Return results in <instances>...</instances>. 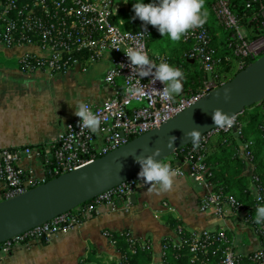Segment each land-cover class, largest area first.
Instances as JSON below:
<instances>
[{
	"label": "built area",
	"instance_id": "built-area-1",
	"mask_svg": "<svg viewBox=\"0 0 264 264\" xmlns=\"http://www.w3.org/2000/svg\"><path fill=\"white\" fill-rule=\"evenodd\" d=\"M118 1L121 0H0V43L7 48L27 47L17 58L20 70L28 73L39 71L53 76L74 68L85 72L92 64L107 61L110 66L103 80L105 84L114 87L112 95L103 105L91 99L85 100L100 119V126L95 132L79 124L78 118L69 123L56 139L44 145L0 150V202L77 169L160 127L223 84L212 74L220 58H216V50L210 43V37L200 26L183 35L184 41L192 39L195 42L188 58H196L205 73V78L194 91L168 100L163 95L164 85L160 81L152 83L151 76L142 80L136 77V69L129 65L124 54L126 46L146 49L156 64L164 58L149 50V24L144 26L142 23L136 30L124 27V20L118 15L126 7ZM209 1L216 21L230 33L231 41L228 46L231 54L224 57L225 61L237 58L238 68L243 69L264 55V33L253 41L248 40L247 30L232 11L230 1ZM145 31L147 33L140 34ZM132 86L137 90L136 95L129 92ZM231 118L230 125L217 126L189 144L181 162L174 155L163 160L171 163L177 175L189 177L205 190L199 197L198 210L209 212L223 222L215 232L193 231L178 224L173 228L175 238L171 240V244L179 248L187 243L193 254L199 250L207 253L208 248L215 243H231L235 247L225 233L226 220L233 219L241 229L255 235L256 245L248 252H241L228 245L221 252L220 259L213 264H240L243 256L248 253L251 254L252 262L264 264V246L257 238L259 230L250 227L247 211L235 197L213 190V184L208 179L210 173L203 160L205 143L212 134L235 129L234 132L241 135V126L236 125L235 116ZM197 143L199 146L194 147ZM239 155L251 164L253 154L248 143L240 144ZM23 160L39 161L43 175L37 178L31 171L24 170L20 166ZM141 185L142 181L136 174L90 201L0 243V259L18 248L30 247L38 241L50 239L59 231L80 225L105 204L115 208L121 203L122 208L128 211L132 204L130 197L136 194ZM256 189L260 190L257 186ZM163 206L171 210L167 202H163ZM162 212L163 210L159 214ZM186 233H189V239L184 237ZM106 234L113 243L112 233ZM129 240L132 251L136 247L151 248L147 240L132 236ZM168 246V241H164L162 257ZM200 264L209 263L203 261Z\"/></svg>",
	"mask_w": 264,
	"mask_h": 264
},
{
	"label": "crops",
	"instance_id": "crops-1",
	"mask_svg": "<svg viewBox=\"0 0 264 264\" xmlns=\"http://www.w3.org/2000/svg\"><path fill=\"white\" fill-rule=\"evenodd\" d=\"M217 36L221 42V32ZM26 50L27 47L7 48L0 43V150L41 146L56 139L79 118L74 114V100L91 99L103 105L114 91L103 80L110 66L107 61L94 63L85 72L74 68L48 76L19 69L17 58ZM156 51L153 54L160 53ZM186 93L182 85L178 96ZM20 166L37 178L42 176V165L37 160H23ZM204 192L185 175L175 177L170 191L141 186L128 211L121 203L115 208L105 204L80 225L30 247L18 248L2 257L0 264H109L120 256L106 233L124 231L147 240L153 252L151 264H163V243L175 237L164 214L170 213L193 231H213L223 223L211 213L198 210L199 197ZM226 222L239 251L248 252L256 245L255 235L241 229L233 219Z\"/></svg>",
	"mask_w": 264,
	"mask_h": 264
},
{
	"label": "trees",
	"instance_id": "trees-1",
	"mask_svg": "<svg viewBox=\"0 0 264 264\" xmlns=\"http://www.w3.org/2000/svg\"><path fill=\"white\" fill-rule=\"evenodd\" d=\"M128 1L132 2L133 0ZM229 1L232 11L247 30L248 40L253 41L259 38L264 33V0ZM202 11L206 16V22L200 27L208 33L210 43L216 50V58H220V62L215 64L212 74L217 76L220 84L225 83L241 70L238 68L237 58L230 61L224 60L226 55L231 54V49L228 46L231 41L230 33L216 21L209 0H204ZM126 13L127 11L124 8L118 15L124 20L126 29L136 30L144 23L138 18H126ZM149 26L151 28L148 40L149 49L151 44L156 42V49L160 51L159 55L182 70L184 74L182 85L185 91H194L205 78V73L197 59L188 58V54L193 51L195 42L192 39L184 41L182 36L180 41H172L167 37L164 43V36H161L154 26L150 24ZM219 32H221V42H219L220 39L217 36ZM249 62L248 60L247 63ZM235 119L236 125L242 128L241 135L238 136L234 131L212 134L205 143L203 160L208 168V173H210L208 179L213 184V190L219 191L223 195L235 197L244 206L250 218L249 225L251 228L259 230L257 238L264 246V224L254 222L257 204L264 203V200L258 201L256 199L257 195L264 197V99L259 104L235 115ZM241 143H248L249 145L253 154L251 164L239 155ZM190 145L177 150L171 156L174 155L181 162L184 152ZM256 186L260 190H257ZM163 218L170 228L182 224L179 219L170 213L164 214ZM214 230L211 232H215ZM225 233L232 240V232L227 229ZM129 237L131 235L126 231L122 233L112 232L113 244L120 257L117 261H111L109 264H151L152 250L136 247L135 251H132L133 247L130 244ZM184 237L189 239V233H186ZM174 238L168 237L165 240L168 241L169 246L163 256V264H200L203 261L213 264L220 259L221 252L228 245H232L225 242L215 243L208 248L207 253L199 250L193 254L190 253L187 243L179 248L172 245L171 240ZM233 249H237V247L235 246ZM214 251L216 252L213 254ZM250 255L248 253L243 256L240 264H259L252 262Z\"/></svg>",
	"mask_w": 264,
	"mask_h": 264
},
{
	"label": "water",
	"instance_id": "water-1",
	"mask_svg": "<svg viewBox=\"0 0 264 264\" xmlns=\"http://www.w3.org/2000/svg\"><path fill=\"white\" fill-rule=\"evenodd\" d=\"M225 90L230 94L227 101L223 98ZM263 99L264 55L160 127L77 169L0 202V243L74 209L138 174L140 165L134 156H147L159 148L160 155L156 158L164 160L191 144L217 127L212 120L215 110L220 109L233 117ZM169 136H174L175 140H170ZM130 200L136 201V196L132 195Z\"/></svg>",
	"mask_w": 264,
	"mask_h": 264
},
{
	"label": "clouds",
	"instance_id": "clouds-1",
	"mask_svg": "<svg viewBox=\"0 0 264 264\" xmlns=\"http://www.w3.org/2000/svg\"><path fill=\"white\" fill-rule=\"evenodd\" d=\"M203 7L204 0H149L148 3H145L144 0H134L132 3L134 18L144 22V26L148 24L154 26L161 36H167L172 41H180L189 30L202 26L206 22V16L202 11ZM144 33L147 32H140L141 35ZM124 54L129 60V65L136 69V77L142 80L144 77L151 76L153 77L152 83L156 80L160 81L164 85L163 95L168 100L180 95L184 79L180 68L166 60H161L156 64L150 58L148 51L141 47L126 46ZM129 92L133 95L137 94L134 86L129 88ZM223 98L225 101L230 99L228 90H225ZM73 103L74 114L80 118L79 124L95 132L100 126V119L90 104L84 100H74ZM212 120L215 126L220 127L232 123L230 115L220 109L212 113ZM169 139L174 141L175 137L169 136ZM198 146V143L194 144V147ZM159 155L160 149L156 148L150 155L134 156L140 165L138 177L142 181L141 186L146 184L157 191H170L177 172L170 162L157 159L156 157ZM256 199L260 201L264 200V197L257 195ZM254 222L264 224V203L257 204Z\"/></svg>",
	"mask_w": 264,
	"mask_h": 264
},
{
	"label": "rangeland",
	"instance_id": "rangeland-1",
	"mask_svg": "<svg viewBox=\"0 0 264 264\" xmlns=\"http://www.w3.org/2000/svg\"><path fill=\"white\" fill-rule=\"evenodd\" d=\"M134 2V0L132 1V2H127L126 3V1L125 0H121V1H118V3H122L123 4V6H125L126 8H125V10L127 11V13L125 14V16H126V18H133L134 17V12H133V10H132V3ZM144 2L145 3H148L149 2V0H144ZM166 38H167V36H164V43H165V41H166ZM150 51H151V53L153 54L154 52H157L156 51V42L155 43H152L151 44V47H150V49H149ZM170 157V156H169ZM34 161H36V160H34ZM40 173H41V169H40ZM42 175H43V171H42Z\"/></svg>",
	"mask_w": 264,
	"mask_h": 264
}]
</instances>
